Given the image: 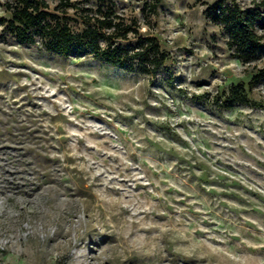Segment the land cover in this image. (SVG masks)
I'll list each match as a JSON object with an SVG mask.
<instances>
[{"label": "rangeland", "instance_id": "rangeland-1", "mask_svg": "<svg viewBox=\"0 0 264 264\" xmlns=\"http://www.w3.org/2000/svg\"><path fill=\"white\" fill-rule=\"evenodd\" d=\"M115 1L169 54L157 76L0 23V264H264V106L213 102L264 67L212 14L252 0H162L151 29Z\"/></svg>", "mask_w": 264, "mask_h": 264}, {"label": "trees", "instance_id": "trees-1", "mask_svg": "<svg viewBox=\"0 0 264 264\" xmlns=\"http://www.w3.org/2000/svg\"><path fill=\"white\" fill-rule=\"evenodd\" d=\"M162 0H145L141 11L151 29V16L159 14ZM115 0H9L5 9L9 17L0 23L23 44L63 56L91 55L128 71L157 76L169 59L160 40L151 32H141L137 17H126ZM264 0H252L247 8L238 4H217L212 8L216 19H222L231 33L229 47L244 64L258 55L264 40ZM257 28H261L259 34ZM264 85V67L257 70L248 86H231L224 97L213 102L224 108L237 105L263 107L254 102L251 93Z\"/></svg>", "mask_w": 264, "mask_h": 264}]
</instances>
